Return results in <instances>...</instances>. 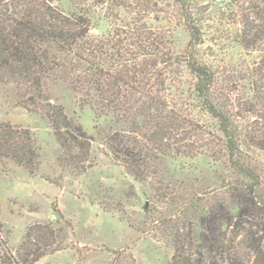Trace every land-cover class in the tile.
<instances>
[{
  "label": "rangeland",
  "instance_id": "374dc122",
  "mask_svg": "<svg viewBox=\"0 0 264 264\" xmlns=\"http://www.w3.org/2000/svg\"><path fill=\"white\" fill-rule=\"evenodd\" d=\"M152 1L155 6L146 21L169 53L183 52L189 40L174 13L185 5L197 11L203 32L198 52L215 71L214 100L233 116L243 157L264 177V149L249 141L254 133L264 138V117L257 114L264 98L253 85L260 82L254 69L264 52L239 42L232 0ZM57 4L72 8L70 0ZM96 15L94 33L111 32L116 23L101 10ZM122 17L129 20L131 15L122 11ZM165 76L168 99L211 134L202 153L165 157L166 193L158 192L153 180H136L111 159L103 146L104 133L120 125L112 114L97 116L94 105L69 82L56 80L49 94L67 114L69 131L92 141L84 170L64 158L47 116L21 106L13 83H0V122L29 129L40 162L35 173L11 161L0 164V264H6L2 258L28 251L23 243L30 233L31 241L39 235H47L49 241L31 264H171L175 238L190 230L194 264H224L219 251L230 239L234 222L240 216L253 218L255 210L247 189L228 184L245 179L230 168L223 134L201 106L194 76L185 64L168 68ZM260 235L264 243V230Z\"/></svg>",
  "mask_w": 264,
  "mask_h": 264
},
{
  "label": "trees",
  "instance_id": "16d2710c",
  "mask_svg": "<svg viewBox=\"0 0 264 264\" xmlns=\"http://www.w3.org/2000/svg\"><path fill=\"white\" fill-rule=\"evenodd\" d=\"M57 2L0 0V83H13L21 106L47 116L64 148V158L84 170L91 159L92 141L69 131L67 114L51 102L49 94L56 80L69 82L94 105L97 116L112 114L120 125L104 133L103 146L111 159L136 180H153L158 192L166 193L165 157L196 156L208 147L211 136L205 125L168 99L165 74L168 68L185 64L195 78L194 92L201 106L216 119L223 134L230 168L245 179L228 184L236 190L247 189L255 210L253 218L240 216L234 222L230 239L220 247L222 261L264 264L260 235L264 230V177L243 157L233 116L214 100L215 71L198 52L203 32L197 11L185 5L174 13L189 40L183 52L169 53L159 46L158 33L146 21L155 6L152 0H70L69 10ZM232 4L238 15L239 42L246 49L264 52V0H232ZM99 10L116 23L111 32L94 33ZM122 11L131 15L129 20L122 17ZM254 70L261 83L255 80L253 85L263 100L264 53ZM257 114L264 117V108ZM249 137L251 145L264 149L261 135ZM9 161L35 173L39 152L29 129L0 122V164ZM1 228L0 222V232ZM45 236L31 241V233L27 234L23 245L28 251L20 257H1L2 262L33 263L49 244ZM193 256L191 230L177 235L171 264H194Z\"/></svg>",
  "mask_w": 264,
  "mask_h": 264
}]
</instances>
